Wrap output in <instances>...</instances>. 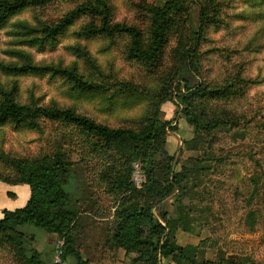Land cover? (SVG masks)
<instances>
[{
  "label": "rangeland",
  "instance_id": "obj_1",
  "mask_svg": "<svg viewBox=\"0 0 264 264\" xmlns=\"http://www.w3.org/2000/svg\"><path fill=\"white\" fill-rule=\"evenodd\" d=\"M169 1L106 0L110 24L137 28L147 47L150 10ZM91 4L54 0L9 15L0 25V105L71 110L114 130L139 131L156 118L171 122L163 150L152 151L151 169L171 179L166 151L175 175L185 179L154 209L168 228L160 242L189 251L181 264H264V0H187L150 63L131 56L128 36L102 32ZM215 92L222 95L215 99ZM192 104L197 122L184 114ZM57 155L67 165L64 188L78 213L72 237L85 261L178 264L159 255L158 239L143 256L113 243L121 211L138 202L126 186L141 191L146 183L132 148L107 145L60 119L0 124V185L17 179L15 161ZM18 231L27 236V257L37 252L43 264H76L60 260L65 248L57 236ZM6 237L0 232V264H25Z\"/></svg>",
  "mask_w": 264,
  "mask_h": 264
},
{
  "label": "trees",
  "instance_id": "obj_2",
  "mask_svg": "<svg viewBox=\"0 0 264 264\" xmlns=\"http://www.w3.org/2000/svg\"><path fill=\"white\" fill-rule=\"evenodd\" d=\"M53 1L0 0V25L7 21L11 13L24 6H45ZM186 1L170 0L164 8H152L150 10L152 21L150 41L147 47H144L142 34L137 28L110 24L106 0H92L91 5L92 11L102 16V32L128 36L131 40V56L139 62L150 63L155 61L161 54L166 41L167 26L171 23L173 16L180 15L183 12ZM192 1L199 5V0ZM201 24L203 25V21ZM57 29L53 28V32H56ZM205 95L206 91L199 88L196 96L203 98ZM221 95L215 92L214 98L217 99ZM192 105H186L184 114L190 122H197L196 117L191 114L195 108ZM21 117L60 119L93 134L107 145L118 147L119 149L132 148L135 151L134 160L140 161L142 170L145 171L146 183L142 186L141 191H136L130 183H128L125 190L126 192L136 193L135 201L139 202V197L144 196L147 197V201H156V203L141 204L129 202L121 211L120 222L113 237V243L127 254H137L139 256H143L144 250L155 248V241L166 235L168 228L160 224L154 214V209L173 195L175 191H179V186L185 179L182 175H175L171 165L175 159L168 156L166 151L164 155L167 163H169L167 174L171 176V179L157 177L151 169L154 167L152 151L163 150L164 146L162 145H165L163 137L166 135V129H169L171 122H162L156 118L150 122L148 121L139 131L114 130L96 124L71 110L32 109L26 106H19L15 102L0 105V124L8 121H17ZM175 120L176 118H174ZM201 160L198 161L202 162ZM13 169L17 179L8 181L6 184L28 186L30 199L23 208L3 212V219L0 220V232L6 234L8 243L14 246L16 251L24 258L25 264H43L37 252H33L30 257L26 256L27 247H25L24 241L27 236L18 231V229L23 227H32L47 234L55 235L63 242L65 248L61 255L63 262L73 258L76 264H89L82 258L80 252L76 250L73 242L72 232L78 213L73 206L70 195L64 188V176L67 173V165L63 158L57 155L53 160L44 158L40 161L32 162L15 161ZM123 184H127V182ZM163 218L167 219V215L163 214ZM157 251L162 258H172L178 264L188 260L189 251L176 248L171 243V240L167 238L164 243L160 242V240L158 241Z\"/></svg>",
  "mask_w": 264,
  "mask_h": 264
},
{
  "label": "crops",
  "instance_id": "obj_3",
  "mask_svg": "<svg viewBox=\"0 0 264 264\" xmlns=\"http://www.w3.org/2000/svg\"><path fill=\"white\" fill-rule=\"evenodd\" d=\"M30 199L28 186L0 185V220L4 211H15L23 208Z\"/></svg>",
  "mask_w": 264,
  "mask_h": 264
},
{
  "label": "built area",
  "instance_id": "obj_4",
  "mask_svg": "<svg viewBox=\"0 0 264 264\" xmlns=\"http://www.w3.org/2000/svg\"><path fill=\"white\" fill-rule=\"evenodd\" d=\"M64 245V244H63ZM63 252L60 253V260H61V255H62Z\"/></svg>",
  "mask_w": 264,
  "mask_h": 264
}]
</instances>
